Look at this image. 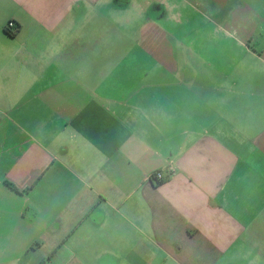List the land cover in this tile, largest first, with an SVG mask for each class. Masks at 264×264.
I'll use <instances>...</instances> for the list:
<instances>
[{"label":"crops","instance_id":"obj_1","mask_svg":"<svg viewBox=\"0 0 264 264\" xmlns=\"http://www.w3.org/2000/svg\"><path fill=\"white\" fill-rule=\"evenodd\" d=\"M227 1L0 0L3 264H264V43Z\"/></svg>","mask_w":264,"mask_h":264},{"label":"rangeland","instance_id":"obj_2","mask_svg":"<svg viewBox=\"0 0 264 264\" xmlns=\"http://www.w3.org/2000/svg\"><path fill=\"white\" fill-rule=\"evenodd\" d=\"M227 4V8L224 12L220 13V15L218 14L217 16V20L218 21H213L214 24H218L217 22H222L221 24L224 26V29L227 32H232L233 30V22L238 19V17L240 18L239 20L243 19V17H247L252 15L253 13H256L258 16H260V18H258V21H255V27L256 29L258 28V32L259 33H254V39L255 41L259 42L258 45H256L257 48L260 49L261 45H263L264 43V38L261 37V34L264 32V0H228L226 2ZM232 9L233 11V15H232V19H227L224 20V17L226 15H228L229 10ZM222 17V20H221ZM231 20V21H228ZM260 21V22H259ZM195 23H200L201 27H209L212 25L215 27L214 24L210 23L209 20H206L205 18L201 17L198 21L196 20ZM190 25V24H189ZM196 25V24H195ZM219 25V24H218ZM188 27V26H186ZM216 28V27H215ZM213 38V43H220V40H217L218 38L221 37V34H212L211 35ZM262 43V44H261ZM233 56H238V54L236 52H233ZM264 75V74H263ZM45 262H48L47 260ZM3 259H0V264H3Z\"/></svg>","mask_w":264,"mask_h":264},{"label":"built area","instance_id":"obj_3","mask_svg":"<svg viewBox=\"0 0 264 264\" xmlns=\"http://www.w3.org/2000/svg\"><path fill=\"white\" fill-rule=\"evenodd\" d=\"M13 27H14V23L10 22L8 25V28L11 29ZM171 172L172 173L169 175V178H172L175 176V173H173V171H171ZM164 180H165V178H164L163 170H158V171L154 172L152 175H150V177H149V181H151L152 183H162ZM43 264H48V263L44 262Z\"/></svg>","mask_w":264,"mask_h":264},{"label":"trees","instance_id":"obj_4","mask_svg":"<svg viewBox=\"0 0 264 264\" xmlns=\"http://www.w3.org/2000/svg\"><path fill=\"white\" fill-rule=\"evenodd\" d=\"M8 31V34H10L11 36H14L15 35V33H11L9 30H7ZM44 262H41L40 264H43Z\"/></svg>","mask_w":264,"mask_h":264}]
</instances>
